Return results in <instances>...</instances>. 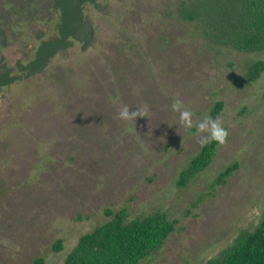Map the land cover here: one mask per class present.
Masks as SVG:
<instances>
[{
    "label": "rangeland",
    "instance_id": "374dc122",
    "mask_svg": "<svg viewBox=\"0 0 264 264\" xmlns=\"http://www.w3.org/2000/svg\"><path fill=\"white\" fill-rule=\"evenodd\" d=\"M178 0H96L84 15L89 44H72L45 67L0 89V264H63L79 235L124 208L125 221L155 212L174 230L138 264H202L251 231L264 208V71L244 81L264 49L206 43L177 18ZM48 0H0V71L54 35ZM216 101L228 142L184 186L179 171L201 147L179 125ZM146 107L135 123L117 109ZM236 168L217 183L227 165ZM60 239L62 248L52 250Z\"/></svg>",
    "mask_w": 264,
    "mask_h": 264
},
{
    "label": "trees",
    "instance_id": "16d2710c",
    "mask_svg": "<svg viewBox=\"0 0 264 264\" xmlns=\"http://www.w3.org/2000/svg\"><path fill=\"white\" fill-rule=\"evenodd\" d=\"M96 0H48L56 11L54 35L43 39L37 35L31 54L24 61H16V74L5 68L0 71V89L20 77L40 72L55 53L69 47L73 41L85 48L92 35V27L84 15L86 4L97 8ZM177 18L192 22L211 46L230 47L252 52L264 49V0H178ZM264 71V61L248 64L244 81L255 80ZM222 102L216 101L210 110L214 116ZM216 142L200 147L177 176L176 185L184 186L209 164ZM236 168V163L225 166L215 177L217 183ZM111 218L79 235L75 245L66 254L63 264H138L150 251L160 246L174 230L176 219L162 213H152L125 221L124 208L105 211ZM62 248L61 240L52 244L53 251ZM32 264H43L36 257ZM202 264H264V208L261 218L251 231H241L234 242L220 255Z\"/></svg>",
    "mask_w": 264,
    "mask_h": 264
},
{
    "label": "clouds",
    "instance_id": "9594fccd",
    "mask_svg": "<svg viewBox=\"0 0 264 264\" xmlns=\"http://www.w3.org/2000/svg\"><path fill=\"white\" fill-rule=\"evenodd\" d=\"M171 110L179 114L178 122L181 127L184 129L196 128L198 143L201 147L213 141L220 146L227 144L229 132L219 118L214 119L205 115L202 119L194 121L193 112L178 98L173 100ZM138 117H148V109L146 107L130 108L127 105L117 109L116 118L122 122L135 123Z\"/></svg>",
    "mask_w": 264,
    "mask_h": 264
}]
</instances>
